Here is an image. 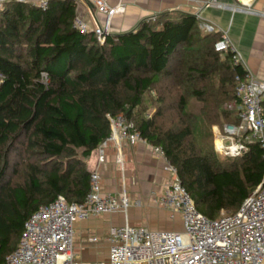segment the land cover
<instances>
[{
    "label": "trees",
    "instance_id": "obj_1",
    "mask_svg": "<svg viewBox=\"0 0 264 264\" xmlns=\"http://www.w3.org/2000/svg\"><path fill=\"white\" fill-rule=\"evenodd\" d=\"M76 7L6 2L0 11V263L40 206L85 198L86 162L111 133L108 117L161 148L210 220L264 183L257 143L238 158L214 150L212 127L238 123L227 106L244 73L213 50L218 33H202L192 14H164L99 44L73 26Z\"/></svg>",
    "mask_w": 264,
    "mask_h": 264
},
{
    "label": "built area",
    "instance_id": "obj_2",
    "mask_svg": "<svg viewBox=\"0 0 264 264\" xmlns=\"http://www.w3.org/2000/svg\"><path fill=\"white\" fill-rule=\"evenodd\" d=\"M52 0H0V11L6 2L28 3L46 10ZM76 4L81 0H72ZM95 12L105 17L102 24L91 26L79 16L73 26L84 34H93L102 44L110 35V19L124 12L120 1L109 5L105 0H89ZM201 5H219L217 0L198 1ZM203 33H218L213 50L229 54L233 65H241L244 73L236 76L235 95L238 102L227 107L237 112L238 123H223L212 127L213 146L225 158H238L247 151V144L257 143L263 150L264 162V79H257L247 70L242 56L231 40L228 30L205 20L199 14ZM1 78V75H0ZM47 82V77L44 78ZM111 133L97 148V164L105 163L104 148L108 142L117 146L116 163L122 167L119 150L122 140L144 141L132 124L118 117H108ZM145 142V141H144ZM148 144V143H147ZM152 153L163 158L164 170L170 177L161 183L159 191L152 190L147 204L164 210L170 219L180 220L178 230L150 229L141 224H129L128 211L142 202L130 199L124 187L116 194L104 193L100 176L93 170L89 176V191L80 202H68L63 196L40 206L24 223L18 245L0 264H264V183L240 204L233 214L221 212L210 220L200 214L185 188L180 184L176 169L167 161L161 148L150 145ZM120 214L121 225L106 229L105 260L87 262L74 252L75 225L91 218ZM100 237L87 231L86 241L97 244Z\"/></svg>",
    "mask_w": 264,
    "mask_h": 264
},
{
    "label": "crops",
    "instance_id": "obj_3",
    "mask_svg": "<svg viewBox=\"0 0 264 264\" xmlns=\"http://www.w3.org/2000/svg\"><path fill=\"white\" fill-rule=\"evenodd\" d=\"M105 1L109 5H115L120 1L125 7L122 14L115 15L110 19L111 34L131 31L140 21L149 18L154 19L158 15L187 13L195 16L199 14L218 27L227 29L247 70L257 79H264V0H217L219 5L207 6L199 4L198 1L202 0ZM76 16L91 26L102 24L105 20L103 15L95 12L94 6L89 0H81L77 3ZM117 149L114 142H108L104 148V164H97V149L92 152L86 162L87 169L98 172L102 191L116 194L124 187L127 188L130 199H138L142 202V206L129 209L127 217L129 224H141L150 229H180V220L177 217L170 219L164 210L155 209L157 211H155L156 219H149L148 216H145L146 223L144 224L140 221L145 213L136 211L147 205L149 192L152 190L159 191L161 183L170 177V174L164 170L163 158L154 155L149 144L144 141L130 142L124 140L119 143L123 164L122 167L118 168L116 163ZM106 220L110 221L109 225L104 224ZM123 223L124 220L120 214L105 215L98 219L91 218L77 223L74 242L76 256L87 262L105 260L108 248L104 240L106 229L111 225ZM147 223L148 225H146ZM158 224H165L166 228L154 226ZM87 231H92L100 237L97 244L86 241Z\"/></svg>",
    "mask_w": 264,
    "mask_h": 264
},
{
    "label": "rangeland",
    "instance_id": "obj_4",
    "mask_svg": "<svg viewBox=\"0 0 264 264\" xmlns=\"http://www.w3.org/2000/svg\"><path fill=\"white\" fill-rule=\"evenodd\" d=\"M201 32L203 33V31L201 30ZM221 57H223V56H221ZM188 101L190 102L191 101V99L189 98L188 99ZM149 105H150V101L149 100H147L146 102H145V104H144V107H146V108H148L149 107ZM154 112V109L153 108H148V110H146L145 111V114L149 117L152 113ZM125 140V139H124ZM124 140H122V141H124ZM127 140V139H126ZM129 141V140H128ZM120 166L118 165V168H119ZM126 190V194H127V196H129L128 195V191H127V188L125 189ZM147 204V203H146ZM133 212H135V210H132ZM132 211H131V216H132ZM136 211H138V212H142L143 214L145 213V215L141 218V221L140 222H142L143 224L144 223H146L145 222V216H148V218L149 219H156V217H155V214H156V210L154 209V208H152L150 205H144L140 210H136ZM156 211V212H155ZM226 214H228V213H226ZM129 216H130V214H129ZM134 216V215H133ZM109 223H110V221L109 220H106L105 222H104V224H108L109 225ZM146 225H148V223L146 224ZM172 225H173V223H172ZM149 226H152V225H150L149 224ZM154 226H157V227H159V228H166V225L165 224H158V225H154ZM76 248V247H75Z\"/></svg>",
    "mask_w": 264,
    "mask_h": 264
},
{
    "label": "water",
    "instance_id": "obj_5",
    "mask_svg": "<svg viewBox=\"0 0 264 264\" xmlns=\"http://www.w3.org/2000/svg\"><path fill=\"white\" fill-rule=\"evenodd\" d=\"M84 1H87V0H84Z\"/></svg>",
    "mask_w": 264,
    "mask_h": 264
}]
</instances>
